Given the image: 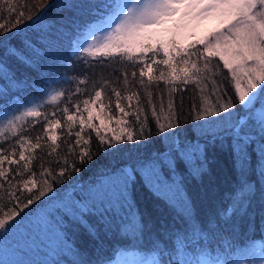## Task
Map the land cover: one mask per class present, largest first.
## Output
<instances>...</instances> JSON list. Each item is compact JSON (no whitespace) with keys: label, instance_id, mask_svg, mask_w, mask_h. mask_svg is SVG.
<instances>
[{"label":"snow or ice","instance_id":"6c2138e0","mask_svg":"<svg viewBox=\"0 0 264 264\" xmlns=\"http://www.w3.org/2000/svg\"><path fill=\"white\" fill-rule=\"evenodd\" d=\"M27 7L21 0H0V21H3L0 22V37H3L0 48L4 50L0 58V81H4L0 84V200L7 195L9 201L19 205L20 197L16 192L21 186L31 192L29 185L42 184L39 194L22 204L20 210L23 211L46 193L52 195L13 224L9 221L19 215L18 212L11 211L6 217H0V239L19 228L38 210L43 226L41 243L45 244L48 256L41 264H88L79 258L81 253L72 238L79 227L101 247V235L128 237L135 244L156 236L155 240H149L154 247L151 260L126 264H264V241L259 251L253 243L234 252L231 238L226 237L219 238L216 249L211 247L221 231L239 229L233 217L237 221L247 217L249 227L255 228V214L250 211L254 202L260 205L261 222L264 223V0H101L99 4L89 0L88 3L66 5L57 4L55 0L45 5L37 0V7L43 11L35 17L27 15L31 23L18 28L24 23ZM53 7L69 11L87 9V18L80 23L74 22L75 29L70 35L63 29L57 31L62 36L68 35L72 55L85 64L93 61L100 65L118 63L120 67L112 71L120 73L118 79L122 80L123 94L108 80H104L101 87L94 85V96L84 99H80L86 95L81 87L52 89L46 101L47 105L55 106L51 114L40 111L44 101L25 102L21 108L19 99L9 96L10 90L28 87L27 81L33 78L17 79L7 63L8 58L33 68L37 73L34 79L44 83L45 73L32 56L43 59L50 53L41 50L28 37L21 40V48L12 45L11 39L35 30L40 42L51 47L53 41L46 40L39 29L47 18L48 9ZM4 13H7L6 18ZM204 20H218V24L203 26L201 21ZM54 24H44L45 32ZM197 28L200 29L198 33ZM13 29L16 31L12 37L5 35ZM189 36L194 37L192 43L181 42ZM129 68L132 69L130 74ZM86 83V78L78 80L79 85ZM161 83L168 90L166 111L162 99L159 110L153 101V90L159 89ZM109 87L115 97V116L108 115L112 111L111 98L107 104L101 99L105 88ZM186 91L194 93L188 114L191 129H184L180 124ZM176 92L181 97L178 106L173 96ZM145 103L157 134L166 133L172 143L166 151L157 154L116 160L117 154L124 151L122 145L151 135L147 130ZM90 104H98L99 112L94 114ZM29 117L34 118V123H28ZM113 123L116 127L111 126ZM36 124L40 125L41 133L32 137L30 132L35 130ZM59 128L64 129L63 156L58 152L57 136L47 135L50 129ZM177 128L184 133L182 139L177 132L170 131ZM102 129L109 131L102 133ZM189 131L193 135L189 136ZM92 132L104 156L112 160L97 170V179L87 187H77L73 181L71 191L64 196L58 195L53 192V183L65 182L70 172L79 173L77 161L84 164L94 158ZM45 146L49 149L46 155L54 159L44 161L43 157H38L35 150ZM218 152L231 156L235 180L232 190L224 195L223 206L216 217L202 224L187 195L185 179L211 177ZM38 159L42 161L40 180L34 179L37 174L32 171L33 161ZM45 163L56 164L59 171L44 167ZM26 174L30 175L25 178ZM253 174L255 179L250 178ZM138 185L149 189L174 213L171 226L164 223L155 229L154 221L138 206ZM165 235L169 239L174 237L171 250L167 244L160 247ZM0 264L36 262L0 257Z\"/></svg>","mask_w":264,"mask_h":264},{"label":"trees","instance_id":"16d2710c","mask_svg":"<svg viewBox=\"0 0 264 264\" xmlns=\"http://www.w3.org/2000/svg\"><path fill=\"white\" fill-rule=\"evenodd\" d=\"M41 2L45 5L52 4L54 0H41ZM89 0H55V3L66 5V4H80V3H88ZM101 0H95V3L99 4ZM21 3H26L27 8H25V19L24 23L18 25V28H23L24 24L31 23L27 21V15H32L35 17L38 15L43 9L37 7V0H21ZM30 9V11H29ZM87 9H73L71 11L64 9L60 10L55 7L48 9L47 18L42 21V25L39 29L45 35L46 40H52L53 43L51 47H47L46 44L41 43L37 38L35 30H29L23 33L21 36H17L11 39V44L15 45L17 48H21V40L24 37L30 38L37 47H40L41 50H46L50 55H46L41 59L40 57L32 56L30 51H26V54L32 56L34 60H36L37 64L40 66V70L45 73L43 76L44 83L37 82L34 78L37 76L36 71H34L31 67H26L25 65L19 63L13 58H8L7 63L9 67L15 72L17 79H21L23 77H30L27 81L28 87L21 86L17 90H10L9 96L16 97L20 101V106L23 108L25 106V102L29 104L33 102L44 101V106L41 107L40 111L42 113L51 114L54 111L53 105H47V94L52 89H71L74 90L76 87L84 88L86 91V95L81 96L80 99L88 98V95L94 96V85L96 88L101 87L104 80H108L110 84L116 86L122 91L123 94V84L122 80L118 79L120 77V73L113 72V68H119L120 65L115 62L105 63L104 65H100L99 63L93 61L90 64H85L82 60L72 55L71 49L68 48V35L71 34V31L75 29V23H80L82 20L86 19ZM6 18L7 13H4ZM63 18V19H62ZM3 22V21H0ZM12 22H15V19H12ZM55 22L53 27H50L46 32L43 28L44 24H52ZM75 22V23H74ZM57 29H63V32L68 35H60ZM16 29H13L12 32L6 33L5 35L8 37H12L13 32ZM3 37H0L2 39ZM189 43L184 44H190ZM4 50L0 48V58L3 57ZM60 56L63 59H56L55 57ZM162 58L161 57H158ZM101 59H103L101 57ZM118 59V58H117ZM218 59V58H217ZM92 60V58H89ZM222 68V62H221ZM129 74L132 69H128ZM147 71V70H146ZM227 73V70H223ZM158 74V73H157ZM80 78H86L87 83L85 85H79L78 80ZM146 79V77H145ZM4 81H0V84H3ZM138 87V86H137ZM191 87V86H190ZM35 89V91L33 90ZM177 106L180 101V93L176 92L173 94ZM194 93L192 91H186L183 94V115L180 116V124L184 129H191V119L189 117V111L192 103V97ZM35 98V100L33 99ZM111 98L112 111L108 113V115L115 116L117 115L114 104L115 97L112 96L110 87L105 88V93L102 94L101 99L107 104L108 99ZM161 99L163 100V104L165 107V111L167 110V102H168V90L167 87L161 83L159 89L153 90V101L157 105V109L159 110V104ZM141 100H144L143 94L141 93ZM124 103H127L126 101ZM135 104V101L132 102ZM63 107V103L60 104ZM145 109L148 111V131L151 132V135L146 139L142 138L139 141L127 142L122 145L124 151L122 153L117 154L116 160L119 161H127L129 157L135 158L137 156H146L151 154H157L163 151H166L168 146L172 143V140L167 138L166 133L157 134V129L154 121L151 118L150 111L147 109V105L145 103ZM89 108L93 111L94 114L99 112L98 104L96 106L89 105ZM236 109H240V105L236 102ZM107 113V108L105 109ZM243 115L242 112L239 113ZM104 114H101L103 117ZM84 116H87V113H84ZM60 117V114L57 113V118ZM96 124H99V121H93ZM28 123H34V118L29 117ZM105 123H108L105 120ZM112 127H116L113 123ZM64 129H50L47 135H55L58 138V143H60V148L58 152L61 156L64 155L65 144H64ZM90 131V130H88ZM105 131H109V129H102V133ZM179 134V138H183L184 133L181 132L179 128L175 130ZM41 133V128L39 124L35 125V130L30 132L32 137ZM198 134V133H197ZM188 135L191 136L193 133L191 131L188 132ZM92 143L91 150L95 154L94 158L91 161H86L84 164H81L77 161L76 166L80 168V172H70L68 176L65 177V182L53 183V192H56L60 196H64L66 192L71 191V185L73 181L76 182L77 187L80 185L88 186L91 182L97 179L96 173L97 170L103 166L108 164L112 157H105L103 150L99 146V142L95 137V133H91ZM87 138V134L85 135ZM175 139V137L173 138ZM34 142V141H33ZM51 143V141H48ZM27 154V146L25 148ZM38 157H43L44 161L49 159H54V157L50 158L46 155L49 149L45 146L43 149L35 150ZM79 151V149H77ZM217 163L213 165L212 176H204L202 180H197L193 178L185 179V189L187 195L191 198L193 205L195 207L196 215L199 221L203 224L208 220L215 218L216 213L219 208L223 206V197L224 195L231 191L233 188V182L235 180V174L232 170V158L227 153H216ZM255 159V158H254ZM42 161L39 159L33 161L32 171L36 172V176L34 179L40 180L41 177L39 164ZM71 159L69 163H71ZM115 163V161H113ZM46 168H52L55 172L59 171V167L56 164L49 165L48 163L44 164ZM26 174L25 178H27ZM251 179H255V175L253 174ZM19 179V178H18ZM43 187L42 184H38L36 187L31 188V192H29L26 188L22 186L16 192V195L20 197L19 205L15 201H9L7 195L4 196L3 200H0V217H6V214H10L11 211H16L19 215L15 216L12 220L9 221V224H13L17 221L21 220V217L24 216L25 213L29 212L30 209H37V205H40L42 201L47 199V196H51L52 193H46L45 197H41L39 200H36L32 205H29V208L20 210L23 203L27 202V199L31 196H36L39 194V191ZM64 189L65 191H61ZM136 199L138 206L140 207L142 212H146L151 219L155 223V229H159L161 224L167 223L169 226L173 223V215L174 213L163 206L162 202L157 200L153 193L147 189L146 187L137 186L136 189ZM250 211L255 214V228L249 227V220L247 217L242 220L237 221L235 217H233V221L239 223L240 227L236 232H232L230 229H225L219 233V237L212 241L211 247L216 249L218 247V240L220 237L231 238L233 243V251L239 252L240 249L247 248L251 246L253 243L257 245L264 241V223L261 222L260 215V205L258 202H254L253 208ZM154 229V231H155ZM169 231H171V227H169ZM75 241V246L79 249L81 256L79 258L88 261V264H95L97 261H103L104 264H111V262L118 261V258L122 255H119L120 252L132 253L135 256H140L144 261H148L152 259V255L154 252L153 245L149 242V240H155L156 236H152L151 238H145L139 244H135L134 241H131L128 237L121 236H111V237H103L101 235V239L103 240V246L99 244L97 240H94L82 227H79L78 230L75 231V235L72 237ZM44 239L43 237V226L39 221L38 210L33 212V214L26 220H24L19 228L13 229V231L9 232L6 236L0 239V257H3L6 260L10 261H34L36 264H41L44 260L48 259L47 249L45 248V244L41 243ZM174 237L169 239L167 235L164 237V243H161L160 247H164V244L168 245V250H171L174 245ZM46 243V241H45ZM134 245V246H133ZM258 251V250H257Z\"/></svg>","mask_w":264,"mask_h":264},{"label":"rangeland","instance_id":"374dc122","mask_svg":"<svg viewBox=\"0 0 264 264\" xmlns=\"http://www.w3.org/2000/svg\"><path fill=\"white\" fill-rule=\"evenodd\" d=\"M218 24V20H204V21H201V25L203 26H207V27H215L217 26ZM199 28L196 29V32L198 33L199 32ZM194 37L193 36H189L187 39L185 40H182L181 42L182 43H189L191 41H193ZM261 243H259L257 245V250L259 251L260 248H261ZM134 260H143L141 259L140 256H135V255H122L118 258V261H117V264H126V262H131V261H134Z\"/></svg>","mask_w":264,"mask_h":264}]
</instances>
